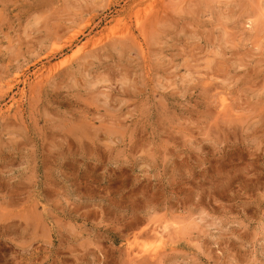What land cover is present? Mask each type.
Wrapping results in <instances>:
<instances>
[{
	"label": "rangeland",
	"instance_id": "1",
	"mask_svg": "<svg viewBox=\"0 0 264 264\" xmlns=\"http://www.w3.org/2000/svg\"><path fill=\"white\" fill-rule=\"evenodd\" d=\"M0 264H264V0H0Z\"/></svg>",
	"mask_w": 264,
	"mask_h": 264
},
{
	"label": "bare ground",
	"instance_id": "2",
	"mask_svg": "<svg viewBox=\"0 0 264 264\" xmlns=\"http://www.w3.org/2000/svg\"><path fill=\"white\" fill-rule=\"evenodd\" d=\"M135 15H134V19H135V23H136V25L137 26H139L140 24H141V19L139 18L140 16L137 14V12L136 13H134ZM69 30V29H68ZM127 29H125L124 31H123V33L121 34V35H123V37L126 35V36H129L130 35V32H129V30H127ZM73 31V30H72ZM80 34V32L79 31H75V33H74V31H73V34L67 39L68 40V45H69V43L72 41V40H74L75 38H76V36L77 35H79ZM64 35V34H63ZM125 36V37H126ZM63 37V36H62ZM134 40V39H133ZM101 42H102V40H100ZM55 43V42H54ZM57 44V43H56ZM64 44V43H63ZM65 44H66V41H65ZM71 44V43H70ZM98 44V43H97ZM96 44V45H97ZM68 45H66V46H68ZM95 45V46H96ZM138 45V44H137ZM62 47V46H61ZM52 48H54V49H52L53 51L54 50H58L57 49V46L56 45H54V47H52ZM87 48V46L85 45L83 48H81L80 50H82V51H85V50H87L86 49ZM88 51V50H87ZM79 51H77V53H78ZM90 52V51H89ZM50 71L51 70H49V73H50ZM47 72H48V70H47ZM49 73H47V74H49ZM52 73V72H51ZM42 75V74H41ZM48 76H50V75H48ZM42 77V76H41ZM38 78V77H37ZM51 78V77H50ZM53 78V77H52ZM47 79V78H46ZM45 79V80H46ZM48 79H49V77H48ZM42 80V79H41ZM44 80V81H45ZM41 82V81H40ZM39 83V82H38ZM35 85V84H34ZM37 86H39V84H36ZM221 106L224 108V107H226V105L224 104V101H221ZM222 108V109H223Z\"/></svg>",
	"mask_w": 264,
	"mask_h": 264
}]
</instances>
